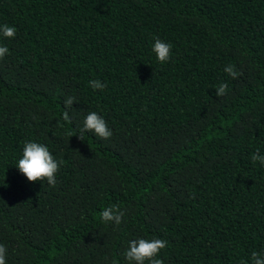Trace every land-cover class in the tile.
<instances>
[{"label":"trees","instance_id":"obj_1","mask_svg":"<svg viewBox=\"0 0 264 264\" xmlns=\"http://www.w3.org/2000/svg\"><path fill=\"white\" fill-rule=\"evenodd\" d=\"M0 24L16 28L0 37L6 264H129L137 238L166 240L164 264L264 252V166L251 161L264 155V0H0ZM156 38L172 45L166 63ZM90 111L109 139L66 134ZM26 141L63 161L55 187L19 173ZM112 204L119 227L99 219Z\"/></svg>","mask_w":264,"mask_h":264},{"label":"clouds","instance_id":"obj_2","mask_svg":"<svg viewBox=\"0 0 264 264\" xmlns=\"http://www.w3.org/2000/svg\"><path fill=\"white\" fill-rule=\"evenodd\" d=\"M16 35L15 26L8 24H0V37L5 39L14 38ZM172 45L160 38H156L152 44V51L155 53L156 59L159 63H166L171 57ZM9 49L6 46L0 45V60H2ZM224 72L233 79L242 75V72L238 71L233 64H228L224 68ZM89 86L93 90H103L106 87L105 83L100 80H90ZM228 92V84L220 83L215 89V95L217 97L226 96ZM76 101V97L70 96L65 101V111L62 113L59 126L63 127L65 123H71V117L69 115L70 109L73 107V103ZM35 119V117H34ZM86 132L94 133L96 137L107 140L113 133L108 127L107 122L103 116L99 115L95 111H90L83 120L82 127L79 128V134H73L72 132L66 133L69 137L73 135L78 136L80 140H84ZM251 161L253 164L259 162L261 166H264V155L259 153L257 149L251 155ZM63 161H57L49 148L36 141H26L23 145V152L21 158L18 159L15 166L19 173L27 178L29 182L47 181L50 187L57 185V173L60 169ZM125 216L124 210L117 204L104 207L99 213L100 222L107 225L112 224L119 227L123 222ZM168 242L164 239L153 238H137L128 241L127 250L124 253L125 259L129 264H164L163 259L158 258L162 249H165ZM7 249L5 245L0 244V264H6ZM240 264H264V252L252 251L249 259L242 260Z\"/></svg>","mask_w":264,"mask_h":264}]
</instances>
